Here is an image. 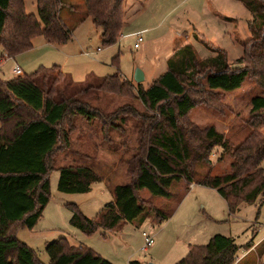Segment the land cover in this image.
Segmentation results:
<instances>
[{
	"label": "trees",
	"instance_id": "1",
	"mask_svg": "<svg viewBox=\"0 0 264 264\" xmlns=\"http://www.w3.org/2000/svg\"><path fill=\"white\" fill-rule=\"evenodd\" d=\"M38 18L27 15L24 0H0V63L32 48V40L42 36L51 45H64L71 31L59 16L61 0H35ZM86 16L101 29V44L117 43L123 26L124 0H82ZM253 14L248 23L251 38L243 45L242 68L232 69L227 55L199 60L185 48L177 62L170 59L167 71L147 89L134 88L115 74L100 80L95 89L126 93L131 88L147 110L156 114L140 130V146L131 160V182L113 189L114 201L106 204L95 219L85 218L77 206H71L70 225L85 236L97 231L112 232L123 223L140 219L145 202L143 191L155 198L170 200L172 187L195 183L196 167L209 171L200 184L216 191L230 214L241 204L253 205L264 197V0H238ZM66 78L59 68L39 70L30 76L0 80V264H40L33 250L16 238V232L31 230L50 199L49 175L54 170V155L69 148L68 119L78 115L99 118L90 107L76 100L92 89L84 86L64 96L60 82ZM253 80L261 94L251 99L245 126L249 130L237 146L228 144L223 134L209 128L198 130L188 120L192 110L206 106L220 112L224 95L239 90ZM218 150L221 158L231 160L229 171L212 176L211 156ZM99 177L84 167L60 169L58 190L64 194H85ZM259 214V210L257 215ZM170 216L159 214L161 222ZM159 223V224H160ZM247 250L251 244L245 246ZM240 247L232 238L214 236L205 246H189L186 256L175 264H234ZM49 264H111L92 250L71 247L59 239L46 246Z\"/></svg>",
	"mask_w": 264,
	"mask_h": 264
},
{
	"label": "rangeland",
	"instance_id": "2",
	"mask_svg": "<svg viewBox=\"0 0 264 264\" xmlns=\"http://www.w3.org/2000/svg\"><path fill=\"white\" fill-rule=\"evenodd\" d=\"M61 2L59 16L71 31V39L64 45H51L41 35L35 37L30 50L4 58L0 80L16 78L12 74L15 66L27 77L57 67L66 76L59 84L64 96L91 86L76 100L100 117L74 115L68 119L65 131L71 130L69 148L52 159L49 202L33 229L17 230V240L35 252L40 264H49L46 246L59 239L74 248L90 249L111 264H175L186 256L188 245L205 246L214 236H223L240 247L234 264H264V197L253 205L241 204L230 214L216 191L200 184L209 171L202 165L196 167L193 186L174 185L170 200L152 197L146 191L140 193L145 212L132 223L91 236L70 225L71 206H77L85 218L95 219L106 204L114 201L113 189L131 182L129 164L139 151L143 122L156 116L142 105L134 89L126 93L96 90L100 80L118 74L135 88L134 74L139 70L145 77L141 86L147 89L167 71L168 61L177 62L188 47L199 60L214 56L215 49L222 50L232 69L242 68L236 61L251 38L248 23L253 14L238 0H127L120 31L125 39L119 37L115 45L103 47L101 29L86 16L83 1ZM24 8L27 15L38 18L35 0H24ZM135 35L142 38L137 49ZM260 94L256 83L247 80L239 90L224 95L220 105L225 108L220 112L202 105L190 112L188 120L201 132L214 128L230 146L237 147L249 133L245 126L249 103ZM260 132L264 135V127ZM221 154L218 150L211 156L212 176L229 171L231 160L228 156L220 159ZM71 166L88 168L100 180L85 194L61 193L60 169ZM260 168L264 176V160ZM158 213L170 217L160 223ZM143 232L154 237L153 246L145 252ZM248 244L249 250L245 248Z\"/></svg>",
	"mask_w": 264,
	"mask_h": 264
},
{
	"label": "built area",
	"instance_id": "3",
	"mask_svg": "<svg viewBox=\"0 0 264 264\" xmlns=\"http://www.w3.org/2000/svg\"><path fill=\"white\" fill-rule=\"evenodd\" d=\"M135 43H134V48L137 49L139 47V45L142 43V38L140 35H135ZM120 40H123L124 37H120ZM12 74L16 77H23V72L21 71V69L18 66H15L12 70ZM141 237L143 238L144 241V245L142 247V251L145 252L147 251L150 247L153 246L154 244V237L148 233L143 232L141 234Z\"/></svg>",
	"mask_w": 264,
	"mask_h": 264
},
{
	"label": "water",
	"instance_id": "4",
	"mask_svg": "<svg viewBox=\"0 0 264 264\" xmlns=\"http://www.w3.org/2000/svg\"><path fill=\"white\" fill-rule=\"evenodd\" d=\"M144 81V75L141 71L136 70L135 74H134V82L136 84H141Z\"/></svg>",
	"mask_w": 264,
	"mask_h": 264
},
{
	"label": "crops",
	"instance_id": "5",
	"mask_svg": "<svg viewBox=\"0 0 264 264\" xmlns=\"http://www.w3.org/2000/svg\"><path fill=\"white\" fill-rule=\"evenodd\" d=\"M126 1H127V0H125L124 5H125ZM124 39H125V38H124ZM124 39H123V40H124ZM1 56H3L2 52H1ZM144 78H145V77H144ZM190 186H193V184L190 185ZM177 243H178V241H177ZM189 246H191V245H188V246H187V250H188V247H189Z\"/></svg>",
	"mask_w": 264,
	"mask_h": 264
}]
</instances>
